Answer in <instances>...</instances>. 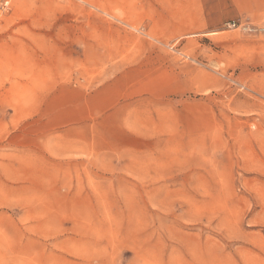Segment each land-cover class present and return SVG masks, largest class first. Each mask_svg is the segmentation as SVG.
<instances>
[{
	"label": "rangeland",
	"instance_id": "374dc122",
	"mask_svg": "<svg viewBox=\"0 0 264 264\" xmlns=\"http://www.w3.org/2000/svg\"><path fill=\"white\" fill-rule=\"evenodd\" d=\"M0 264H264V0H0Z\"/></svg>",
	"mask_w": 264,
	"mask_h": 264
},
{
	"label": "built area",
	"instance_id": "2783aa9c",
	"mask_svg": "<svg viewBox=\"0 0 264 264\" xmlns=\"http://www.w3.org/2000/svg\"><path fill=\"white\" fill-rule=\"evenodd\" d=\"M230 27H236V24L235 23H232V24H229Z\"/></svg>",
	"mask_w": 264,
	"mask_h": 264
}]
</instances>
